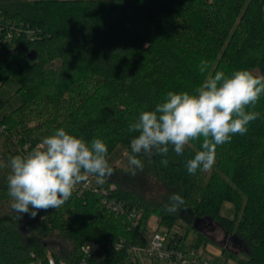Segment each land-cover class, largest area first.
<instances>
[{"label": "trees", "instance_id": "obj_1", "mask_svg": "<svg viewBox=\"0 0 264 264\" xmlns=\"http://www.w3.org/2000/svg\"><path fill=\"white\" fill-rule=\"evenodd\" d=\"M202 60L213 73L264 75V0H0V85L16 78L23 98L0 118V264H37L49 254L82 264L91 241L99 250L88 264H143L135 248L147 245L143 233L154 211L139 193L110 190L106 177L98 190L76 188L59 208L21 216L8 195V161L58 128L89 143L101 139L108 156L120 144L131 152L137 133L128 125L167 92L199 86ZM254 110L261 115L248 131L217 147L209 177L185 168L199 142L181 156L171 149L167 157L153 155L157 178L182 188L183 207L195 219L193 248L213 240L202 226L216 222L245 255L240 264H264V95ZM111 198L124 209L104 204ZM225 202L235 205L233 217L222 212ZM158 209L155 232L166 225L169 235L176 217ZM54 236L69 247L56 249ZM186 237L171 236L180 243Z\"/></svg>", "mask_w": 264, "mask_h": 264}, {"label": "clouds", "instance_id": "obj_2", "mask_svg": "<svg viewBox=\"0 0 264 264\" xmlns=\"http://www.w3.org/2000/svg\"><path fill=\"white\" fill-rule=\"evenodd\" d=\"M199 72L204 79L192 92H167L154 109L142 111L128 125L130 133H137L130 140L128 155L132 175L144 168L138 157H167L170 149L181 156L192 142H199L200 150L185 162L187 172L210 171L217 147L236 134H245L248 125L260 118L254 109L264 95V75L245 69L231 75L213 73L207 60L200 62ZM160 163L166 167L168 160ZM8 164L11 207L15 213L32 218L40 211L62 206L89 177L103 184L113 174L105 142L96 138L89 143L64 128L42 138L27 153L10 157ZM184 203L181 195L173 193L165 208L174 213Z\"/></svg>", "mask_w": 264, "mask_h": 264}, {"label": "rangeland", "instance_id": "obj_3", "mask_svg": "<svg viewBox=\"0 0 264 264\" xmlns=\"http://www.w3.org/2000/svg\"><path fill=\"white\" fill-rule=\"evenodd\" d=\"M20 82L12 77L0 85V118L10 114L14 109L19 107L23 98L18 89ZM33 124V122H32ZM131 154L128 151L126 145L120 144L114 150L112 154L108 156L110 166L113 169V174L110 178L113 180L115 186H122L126 190L135 191L139 193L145 205L149 207L151 211H154L148 222L147 231L144 232L146 238L150 237L156 230L161 220L160 210L166 211L165 205L168 203V198L173 193H178L183 197V191L180 185L169 188L165 186L156 176L154 170L153 156L149 159L146 156L138 157L142 160L144 168L142 171L136 170V174L132 175V166L128 163V155ZM214 170V166L210 171L205 172V177H209L211 172ZM94 187L100 184L96 183L94 176L89 177ZM226 206H230L231 210L227 209ZM235 211V205L229 202L223 204L222 212L230 217H233ZM175 223L172 230L169 233V237L173 236L176 232L182 236L187 235L183 245L184 248L194 247L192 244L196 240L197 232L192 227L195 219L193 214L183 206L176 212L173 213ZM210 228V229H209ZM212 228V230H211ZM203 231L213 237V240L207 243L205 247H195L199 254L207 257L212 264H240L238 260L245 259L244 254L240 253V248L233 245V242L228 235L221 229L218 223L208 221V224L203 223ZM158 233L164 235L167 233V226L160 225ZM53 246L56 249L69 247L68 242L63 238L53 237ZM146 247H136V253L140 257L141 261L145 264H160L158 261L151 259L146 253ZM141 248V249H137ZM240 255V256H239Z\"/></svg>", "mask_w": 264, "mask_h": 264}, {"label": "built area", "instance_id": "obj_4", "mask_svg": "<svg viewBox=\"0 0 264 264\" xmlns=\"http://www.w3.org/2000/svg\"><path fill=\"white\" fill-rule=\"evenodd\" d=\"M77 188L98 190L97 187H94L92 185L90 178L87 182L78 185ZM114 189H116V186L112 184L110 186V190ZM102 192L106 195L111 193V191L106 188H103ZM104 204H106L109 208L114 211H121L124 209L123 204L118 202L115 198H111L110 200L104 199ZM130 217L134 219L138 218V214L136 212H131ZM134 223L138 224V221H134ZM146 239V253L151 259L158 261L160 264H212L207 257L202 254H199L196 248H184L183 243H180L179 241H174V239L169 237L167 233L162 235L158 232H154L150 237ZM98 250L99 244L94 241H91L90 243L84 245L82 247V264H88V260L95 256ZM37 264L68 263L64 259L58 260L51 254H49L47 257V261L39 260ZM143 264L145 263L143 262Z\"/></svg>", "mask_w": 264, "mask_h": 264}, {"label": "crops", "instance_id": "obj_5", "mask_svg": "<svg viewBox=\"0 0 264 264\" xmlns=\"http://www.w3.org/2000/svg\"><path fill=\"white\" fill-rule=\"evenodd\" d=\"M226 208L229 209V210H231V207L230 206H228V207L226 206Z\"/></svg>", "mask_w": 264, "mask_h": 264}]
</instances>
